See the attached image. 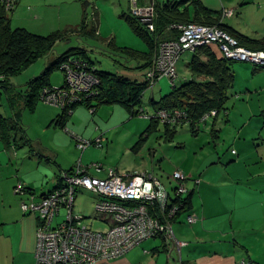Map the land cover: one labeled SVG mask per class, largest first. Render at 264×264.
Wrapping results in <instances>:
<instances>
[{
    "label": "rangeland",
    "instance_id": "rangeland-1",
    "mask_svg": "<svg viewBox=\"0 0 264 264\" xmlns=\"http://www.w3.org/2000/svg\"><path fill=\"white\" fill-rule=\"evenodd\" d=\"M21 1L20 11L16 15L8 14L12 28H27L31 33L39 36L66 31L65 36H67L66 40L54 46L50 54L32 63L22 73L8 79L9 84L15 86L17 91H24L25 85L30 80L42 75L57 57L73 48L84 49L88 59L98 71L117 74H122L125 67L137 62L119 55L111 44L140 52L147 49L144 42L131 31L126 20L120 17L123 12L128 11V8L131 9L129 0ZM167 1L154 2L162 4ZM202 1L208 9L211 7L205 4H210L213 8L210 10L217 14L221 10L233 11L234 15L226 22L233 30L252 39L264 37V0ZM221 1L225 5L224 8ZM29 8L32 9L31 12ZM191 10L193 11V7ZM34 15L38 16L37 19H34ZM66 24L72 25L73 28L65 29ZM84 25L89 29L94 27L96 36L83 35ZM190 60V53L182 56L178 64V82L189 74L186 65ZM232 71L235 81L231 88L232 96L226 103L227 110L220 113L216 120L210 118L205 124L199 125L197 135L191 133L189 126L178 128L173 138L166 136L164 126H159L158 130H148L151 123L149 118L145 120L141 114L131 117L127 110L119 105L99 106L96 112L78 106L69 119L67 118L70 120L68 127L63 129L59 123L62 109L45 106L39 102L34 111L26 110L22 113L20 128L23 131H18L17 149L4 151L0 144V160L4 165L9 166L8 169L14 176L18 172L22 175L25 172H32V176L43 173L42 181H45V174H50L55 165L53 162H47L45 157H40L38 151L52 155L50 150L57 151L58 157L56 155L54 157L58 158L56 162L64 170L76 167L81 161L85 163L81 165L87 167L94 164L102 165L104 172L97 176L100 180L106 179L109 170L120 174L154 173L159 176L161 173L164 176H171L173 171L177 168L181 169V166L195 170L203 163L205 166V162L212 157L218 156L214 150L219 151L220 157L230 152L229 146L236 135L233 131L234 126L230 128L231 123L236 127L245 125L246 133L260 128L259 138L264 139V120H262L264 119V69L247 62H233ZM64 77L66 78L65 71L57 68L49 70V82L54 88L63 85ZM158 83L144 93L136 111L141 107L145 114L154 115L153 102L158 103L171 89L166 79ZM235 94L241 99L236 100ZM15 103L17 108L23 106L21 99L17 98ZM0 110L5 117H9L8 107L2 104ZM153 123L157 124L155 121ZM76 138L84 142H93L102 138L103 147L90 145L85 151H80L77 148ZM141 138L144 140L141 141ZM27 141L30 142L26 145ZM138 142L140 146L134 150ZM90 174L95 175L96 172L90 171ZM95 201V196L79 191L75 200V210L85 217L84 224L92 231L104 232L108 226L96 214ZM62 214L60 221L64 218V213Z\"/></svg>",
    "mask_w": 264,
    "mask_h": 264
},
{
    "label": "built area",
    "instance_id": "built-area-1",
    "mask_svg": "<svg viewBox=\"0 0 264 264\" xmlns=\"http://www.w3.org/2000/svg\"><path fill=\"white\" fill-rule=\"evenodd\" d=\"M0 1L8 13L16 7V0ZM130 4V15L137 19L151 20L146 28L153 32V7H139L138 0H130ZM233 14L232 11L223 10L222 20ZM178 29V39L159 42L147 73L151 88L162 79L168 80L170 86H173L178 80V64L182 56L194 53L199 47L215 46L224 59L264 67V52L241 47L217 26L187 24ZM95 69L92 63L81 57H70L60 68L66 72L63 85L43 89L40 102L59 109L86 104L98 92L100 82ZM92 110L95 112V109ZM141 115L170 126L179 125L186 117L180 110H174L171 114L159 110L153 116L141 111ZM212 116H215L214 112ZM76 142L80 151H85L90 145L103 147L101 138L93 142L76 138ZM102 167L98 164L86 167L78 163L72 170L61 174L58 188L40 199L22 183L16 185L15 194L26 198L21 202L23 214L34 215L37 219L36 264H98L101 261H113L124 257L144 241L157 237L182 246L176 243L172 226L173 220L183 211V200L189 195L187 178L183 173L173 172L167 187L150 173L123 175L109 170L104 180L90 174V171L104 172ZM79 191L96 197L95 212L108 224L104 232L92 231L84 224L85 217L76 213L75 200ZM62 212L63 221L55 224ZM186 222L189 225L195 224L197 217L194 214L188 215ZM240 264L257 263L246 260Z\"/></svg>",
    "mask_w": 264,
    "mask_h": 264
},
{
    "label": "crops",
    "instance_id": "crops-1",
    "mask_svg": "<svg viewBox=\"0 0 264 264\" xmlns=\"http://www.w3.org/2000/svg\"><path fill=\"white\" fill-rule=\"evenodd\" d=\"M150 1L138 0V6H151L153 2ZM221 4L224 8L225 5L222 1ZM202 5L204 6L203 3ZM205 5L213 9L210 4L206 3ZM20 7H22V1L18 0L16 8L11 14L15 13L14 15H16L20 11ZM129 9L123 12L120 17L122 18L124 14L130 13ZM243 9L244 7L240 10ZM31 10L29 8V12ZM191 12L193 11L191 10ZM37 17L34 15V19H37ZM227 20L228 18L223 20L226 26H228L226 24ZM66 25L65 29L73 28L70 24ZM10 26L12 28L11 20ZM22 29L27 30L23 27ZM57 32L65 34L66 31H56L51 34ZM66 36L63 40H66ZM212 48L215 50L217 57L221 58L217 47L213 46ZM122 74L131 78L140 76L138 72L126 71V69ZM188 77L189 74L185 75L186 79ZM17 87L20 86L17 85ZM235 99L240 100L241 98L235 94ZM1 101L3 106L8 107L10 111L8 118H11L12 112L8 106L7 97L1 98L0 104ZM22 107L20 106V109ZM66 118L69 119V117ZM68 119H66L65 127H68L70 123ZM159 126H162V124L159 123L156 130ZM233 126L236 135L229 146L230 152L228 151L220 157L219 151L214 150V153L218 156L206 161L205 166L203 163L195 170L181 166V169L177 168L173 171H179L187 178L186 186L191 204L190 210L182 213L172 226L176 243H180L182 246L168 243L160 237L152 238L144 241L120 259L101 261L98 264H240L246 260L264 264V139L259 138L260 128L246 133L245 125L236 127L235 124L231 123L230 128L232 129ZM178 128H176V131ZM216 136L218 137V135ZM0 144H2L4 151L8 150L1 140ZM38 153L40 157H45L47 162H53L55 165L50 174H45V181L41 180L43 173L32 176V172H25L23 175L18 172L14 176L8 169L9 166L4 165L0 160V264H36L37 219L34 215L23 214L21 202L26 198L15 194L14 188L16 185L19 182L22 183L30 193L40 199L58 188L60 185L59 172L61 170L69 171L64 170L57 164L58 153L56 150H50L52 155L40 151ZM55 155L57 157H54ZM80 164L85 163L81 161ZM38 170H40L39 166ZM99 175L102 174L96 173L93 176L98 178ZM154 175L165 186L169 187L170 176H164L162 173L161 176ZM62 213L55 224L61 222ZM189 213L197 217L195 224H187L186 217ZM101 220L103 221L102 217ZM103 223L108 226L104 221Z\"/></svg>",
    "mask_w": 264,
    "mask_h": 264
},
{
    "label": "trees",
    "instance_id": "trees-1",
    "mask_svg": "<svg viewBox=\"0 0 264 264\" xmlns=\"http://www.w3.org/2000/svg\"><path fill=\"white\" fill-rule=\"evenodd\" d=\"M150 2H153L151 6L154 9L153 32H149L146 26L140 22V19L134 18L130 14H124L122 17L134 35L144 42L147 51L140 52L129 48H119L111 44L113 50H116L119 55L124 56L127 60L137 62L133 66L125 67V69L126 71L138 72L140 76L131 78L119 73L100 72L96 68L95 74L100 82L97 87L98 92L88 99L87 103L82 105L83 107L96 110L99 106L119 105L125 108L131 117L141 114L144 109L140 107L139 111H136V107L140 105L144 93L151 89L147 73L159 42L178 39L179 26L187 24L217 26L235 39L241 47L251 51L264 52V37L252 39L241 35L224 24L222 12L217 14V12L207 9L202 5L201 0H168L162 4H155L154 0ZM1 5L0 1V99L7 97L12 117H5L0 110V140L9 150L17 148L18 131L21 132L22 130L20 128L22 111L24 109L34 111L40 101L41 91L45 88H53L49 82V70L52 68L60 69L63 63L73 56L81 57L89 63L92 61L88 59L84 49H70L57 57L42 75L30 80L24 91H17L9 84L8 79L22 73L32 63L50 54L54 46L64 39L65 34L57 32L48 36H39L26 29H13L10 26L9 13ZM191 7H193V12H191ZM83 27V35L96 36L95 28L88 29L86 25ZM190 54L191 60L186 65L189 77L187 79L184 77L179 82L177 80L170 87L171 89L166 96L158 103L153 102L152 104L154 112L165 110L171 114L174 110H180L185 113L186 117L179 125L162 124L165 127L166 136L169 138L175 136L176 128L183 126H189L191 133L197 135L199 125L206 123L210 118L216 119L220 113L227 110L226 103L232 96L230 92L235 81V75L232 71L233 61L224 59L222 56L218 58L212 47H199ZM259 68L264 69V67ZM17 98L23 102L22 110L20 106L17 108V103H14ZM77 107L62 109L59 116L61 128H65L66 117H70V113ZM213 112L215 116H212ZM206 117L207 119L202 121ZM153 122L151 120L148 130H156L159 123ZM140 140L143 141L144 139L141 138ZM139 142L135 145L134 150L139 148ZM64 172L68 171L61 170L59 172L60 183L61 174ZM183 204L182 213H186L190 210V196L183 200ZM182 213L173 220V223ZM191 214L189 213V215Z\"/></svg>",
    "mask_w": 264,
    "mask_h": 264
},
{
    "label": "water",
    "instance_id": "water-1",
    "mask_svg": "<svg viewBox=\"0 0 264 264\" xmlns=\"http://www.w3.org/2000/svg\"><path fill=\"white\" fill-rule=\"evenodd\" d=\"M140 22H141L144 26H147V25H150V24H151V20L140 19Z\"/></svg>",
    "mask_w": 264,
    "mask_h": 264
},
{
    "label": "bare ground",
    "instance_id": "bare-ground-1",
    "mask_svg": "<svg viewBox=\"0 0 264 264\" xmlns=\"http://www.w3.org/2000/svg\"><path fill=\"white\" fill-rule=\"evenodd\" d=\"M17 1H18V0H17ZM17 1H16V2H17ZM1 6H2V5H1Z\"/></svg>",
    "mask_w": 264,
    "mask_h": 264
}]
</instances>
